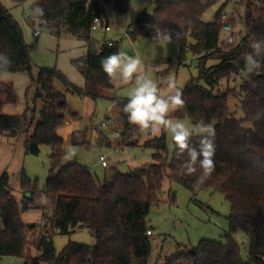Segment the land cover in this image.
<instances>
[{
    "label": "trees",
    "instance_id": "trees-1",
    "mask_svg": "<svg viewBox=\"0 0 264 264\" xmlns=\"http://www.w3.org/2000/svg\"><path fill=\"white\" fill-rule=\"evenodd\" d=\"M13 1L20 4L28 0ZM215 2L153 0L152 9L138 15L132 32L134 36L157 37L167 30L172 41L179 45L180 64L187 65L189 54L195 58L199 74L179 89L185 106L171 116L190 117L195 123L204 121L215 128V170L202 184L197 183L198 166L197 173L189 176L181 172L182 161L176 159L174 149L168 159L165 134L143 143L144 147L155 150L153 162L133 172H115L103 181L77 161L63 164L67 153L57 130L64 125L67 115L72 118L79 115L69 110L66 94L55 88L54 81H61L72 93L93 99L115 89V80H109L100 62L120 52V43L114 41L110 46L107 40L101 41L92 25L96 17L106 13L103 3L123 15L130 10V1L41 0L38 3L54 35L67 31L85 41L86 55L76 59L75 64L85 78L86 87L74 85L57 68H41L37 97L44 99L40 120L35 124L34 116L26 113H3L4 105L15 101V90L0 81V134L24 135L27 145L37 141L52 150L51 175L43 190L23 175L22 191L30 193L24 200L19 201L12 193L6 172L0 177V218L4 224L0 230V259L20 257L29 264L30 246L34 244L39 250L35 264H150L153 248L148 215L152 205L160 202L159 192L168 177L192 193L207 188L221 190L230 203V214L225 240L205 238L193 248L179 244L164 264H264V52L258 57L262 67L247 76L241 75L245 68L243 54L253 52V43L264 41V0H243L246 32L231 45L222 39V13L226 4L214 21L203 20ZM0 53H6L12 60L7 72L31 70L30 47L22 28L1 0ZM231 96L241 102L244 118H237L230 108ZM127 101L128 98L116 99L115 104L119 105L124 121L122 142L134 145L139 130L122 111ZM198 139L194 135L191 141L197 149ZM71 142L83 147L88 143L83 131L72 132ZM22 206L23 209L45 208L44 222L26 224L21 217ZM83 227L94 230L95 245L70 242L57 252L55 232L71 234ZM238 232L250 239L247 258L243 257L242 246L235 237Z\"/></svg>",
    "mask_w": 264,
    "mask_h": 264
},
{
    "label": "rangeland",
    "instance_id": "rangeland-1",
    "mask_svg": "<svg viewBox=\"0 0 264 264\" xmlns=\"http://www.w3.org/2000/svg\"><path fill=\"white\" fill-rule=\"evenodd\" d=\"M130 10L120 15L109 9L112 20L116 22L112 31L106 34L108 39L120 43V52L130 56H139L143 67L149 77L157 82L161 94L168 95L176 90L183 89L192 77H197L199 70L195 58L189 54L187 65L179 62V45L172 41L157 40L154 36L132 34L138 15L145 9L151 10L153 0H129ZM2 4L10 11L22 28L25 42L30 47L31 70L0 73V81L10 84L15 90V101L3 107V113L17 115L26 113L34 116V123L40 120V110L43 106V97H37V79L41 68H57L74 85L85 88L86 81L75 64L76 59H82L87 52L85 41L78 39L67 31H62L59 36L52 33L50 27L43 25L38 37L34 31L38 27L33 15L34 9L41 0H28L17 4L13 0H1ZM226 4L225 9L232 11L234 32L236 39L245 34L243 22L245 2L243 0H216L205 12L203 20L212 22L217 12ZM121 28L126 29L128 36L123 37ZM103 32H94L103 35ZM223 39V36H222ZM213 62H209L211 64ZM169 74L173 77L175 88L161 84V78ZM115 89L106 92L105 96L93 99L80 96L68 91L65 85L54 81L57 90L64 92L67 97L68 107L71 112L78 113V117L67 115L64 125L58 128V134L63 138V147L67 155L63 164L77 161L86 166L100 181L110 177L115 172L129 173L141 168L144 164L153 162L152 148H146L143 143L153 137L141 134L134 140L133 145H124L121 133L124 130V121L120 114L116 99L128 98L135 87V82L124 84L115 79ZM226 83L223 82V87ZM228 103L235 116L239 119L245 117L241 102L238 98L229 97ZM191 127L195 121L190 117L176 118ZM250 126V124H246ZM74 131H83L88 141L86 146H75L71 142ZM165 134L168 146V159L173 152L171 135ZM102 135L106 136L105 138ZM50 146H40L38 154H32L25 136L10 137L0 135V177L7 173L9 185L15 197L22 201L25 194L22 191V177L25 175L32 184H37L43 190L47 179L51 175ZM100 155H105L108 166H103ZM56 172V171H55ZM30 194V193H29ZM160 202L152 205L148 215L151 225L150 239L152 242V255L150 264H164L177 251L179 244L190 248L197 246L201 239L225 240V231L229 229L230 203L221 190L201 189L192 193L181 183L166 177L159 192ZM46 209H23L21 217L26 224L43 223ZM4 227L0 218V230ZM236 239L242 246V255L248 256L250 239L247 234L238 232ZM70 242L95 245L96 234L93 229L83 227L76 229L71 234L55 232L54 243L57 252H61ZM39 254L38 248L30 246L31 259L29 264H35L34 258ZM26 259L20 257L4 256L0 264H25Z\"/></svg>",
    "mask_w": 264,
    "mask_h": 264
},
{
    "label": "clouds",
    "instance_id": "clouds-1",
    "mask_svg": "<svg viewBox=\"0 0 264 264\" xmlns=\"http://www.w3.org/2000/svg\"><path fill=\"white\" fill-rule=\"evenodd\" d=\"M37 24L46 25L43 19L44 11L36 7L33 13ZM157 40L172 42L171 35L166 30L158 33ZM252 53L243 54L245 68L241 70V75L262 67L260 59L264 52V41H257L251 45ZM12 60L6 53H0V71L5 74L11 66ZM101 69L109 80L119 79L124 84L135 82V87L129 94L128 101L122 111L127 115L128 122L135 125L143 135L158 137L162 131H167L171 135L172 147L175 150L176 159L182 161L180 170L185 175H194L198 168L200 174L197 183H204L215 170L214 163V138L215 128L210 123L199 121L191 127L182 121H174L171 114L185 106L182 92H175L163 95L157 82L153 81L143 67V61L139 56H130L124 52L112 53L101 59ZM161 84L169 88H175L173 77L169 74L162 77ZM260 114H257L259 119ZM194 135H198L199 149L192 143ZM186 157V158H185Z\"/></svg>",
    "mask_w": 264,
    "mask_h": 264
},
{
    "label": "built area",
    "instance_id": "built-area-1",
    "mask_svg": "<svg viewBox=\"0 0 264 264\" xmlns=\"http://www.w3.org/2000/svg\"><path fill=\"white\" fill-rule=\"evenodd\" d=\"M103 5L106 9V13L99 16V17H96L94 19V22L92 25V29L94 32L101 31L103 33H108L110 31H112L113 25L116 24V22L114 20H112V18L109 15L108 5L106 3H103ZM231 16H232V11L230 9H228V10L224 9V11L222 13V19L224 21L222 31H223V39L227 45H231V44L235 43V41H236V38L234 36V28H233ZM44 20H46V19H44ZM35 21H36V18H35ZM37 25H38V27L34 31L35 37H38L40 35V32H41L40 26H43L41 24H37ZM46 26H47V24H46ZM121 31L124 34V36H128V32L126 31V29H121ZM107 41H108V44L110 46L113 45V43H114V40H107ZM100 161H101L103 166L107 165V160H106L105 155H100Z\"/></svg>",
    "mask_w": 264,
    "mask_h": 264
},
{
    "label": "water",
    "instance_id": "water-1",
    "mask_svg": "<svg viewBox=\"0 0 264 264\" xmlns=\"http://www.w3.org/2000/svg\"><path fill=\"white\" fill-rule=\"evenodd\" d=\"M29 150L32 154H38L40 151V145L37 141H33L29 144ZM27 196H30V194L28 193Z\"/></svg>",
    "mask_w": 264,
    "mask_h": 264
},
{
    "label": "crops",
    "instance_id": "crops-1",
    "mask_svg": "<svg viewBox=\"0 0 264 264\" xmlns=\"http://www.w3.org/2000/svg\"><path fill=\"white\" fill-rule=\"evenodd\" d=\"M121 29H124V28H121ZM102 34H103L102 36H101V35H96L101 41H105V40H114V39H108V38L106 37V34H107V33H102ZM123 37H124V34H123ZM102 137L105 138L106 136L102 135ZM106 166H108V164H107Z\"/></svg>",
    "mask_w": 264,
    "mask_h": 264
}]
</instances>
